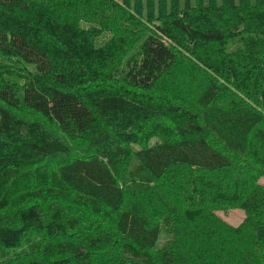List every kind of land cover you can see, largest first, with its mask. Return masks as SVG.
I'll use <instances>...</instances> for the list:
<instances>
[{"label":"trees","instance_id":"obj_1","mask_svg":"<svg viewBox=\"0 0 264 264\" xmlns=\"http://www.w3.org/2000/svg\"><path fill=\"white\" fill-rule=\"evenodd\" d=\"M85 1L0 0V213L11 205L12 178L39 158L68 156L65 139L82 140L93 153L48 175L54 201L45 197V214L30 205L10 223L0 220V250L18 249L36 231L54 244L43 247L45 262L22 264H93L94 252L97 264H264V221H253L264 213V187L246 193L240 187L247 177H226L222 202H191L157 252L161 225L152 218L175 220L171 195L186 184L180 181L185 176H174L178 168L215 175L238 162L245 165L237 176L264 174V161H254L249 151L251 133L264 121V0L211 7L183 0L177 12L152 24L153 31L136 26L103 44L97 42L99 27H84ZM100 1L116 8L112 0ZM135 38L138 59L128 58L119 71ZM180 53L223 85L208 79L197 107L177 95L153 93L162 78L175 75ZM12 72L25 77L14 81ZM226 86L233 97L219 107ZM157 123L170 127L171 139L134 153L137 166L126 174L133 190L127 185L125 195L112 133H139ZM217 208L251 216L234 227L211 213ZM101 214L112 218L113 234L96 224Z\"/></svg>","mask_w":264,"mask_h":264},{"label":"rangeland","instance_id":"obj_2","mask_svg":"<svg viewBox=\"0 0 264 264\" xmlns=\"http://www.w3.org/2000/svg\"><path fill=\"white\" fill-rule=\"evenodd\" d=\"M116 8L108 9L102 4L100 0H86L87 13L84 19V27H99L101 33L97 37L98 44L107 43L110 39L114 38L115 34H122L127 32H135L136 26H140L142 30L153 31V23L156 25L160 20H163L165 16L169 15L170 12H177L182 5L183 0H112ZM193 6H215L224 5V0H191ZM254 0H237L238 4L243 5L247 3L250 5ZM56 3V2H55ZM54 3V4H55ZM53 4V5H54ZM83 4V3H80ZM217 5V6H218ZM198 7V8H199ZM192 56V55H191ZM128 58L138 59V45L136 44V38L127 49L124 50V57L121 60L119 71H122L125 67V62ZM189 58V57H188ZM186 55L179 54L177 63L173 70L175 71L174 76H165L159 83L157 91L153 93H167L170 95H177L181 100L185 101L189 105L196 106V99L201 93V88L207 85L208 79L213 80L220 88L223 85L210 76L209 73L203 74L202 67H198L192 62V58L189 59ZM7 62V61H6ZM12 64V63H11ZM25 67V66H24ZM31 70L32 68L29 67ZM25 77L24 74L16 75L12 72L10 78L14 81ZM23 85V81L19 84ZM21 87V86H19ZM225 93L221 96V101L218 98L216 105L219 107H225L234 92L229 86L224 88ZM234 95L245 103V97L240 94ZM250 104V102H248ZM31 112V111H29ZM264 121L259 125L251 134L254 139V145L250 144L249 151L251 157L256 162L264 161V134H260L264 129ZM261 126V127H260ZM50 131L53 132V128L50 127ZM135 131V130H133ZM170 127L167 124L157 123L149 126L147 129L140 131L139 133L131 132L130 130H121L112 133L114 140L119 141L117 146H113L111 154L115 157L118 163V180L119 185L125 189V195L129 194L130 190H133L128 180H126V174L130 170H135L136 162L134 159V153L144 147L153 144L154 142H160L171 139ZM65 143L70 147L69 155L61 157L60 155H52L47 158H39L34 166L25 169L21 174H17L12 178L9 184V197L11 205L5 212L0 213V220L4 223H10L13 220V215L16 211L21 208L35 205L37 208L42 209L44 214L46 212L45 206L49 200L45 197H49L50 202L52 199V191L49 189L52 187L50 182V174L56 170L59 166L66 164L68 161L85 157L93 154L90 152V145L82 140L69 141L64 140ZM245 160L250 158L245 157ZM251 161V160H250ZM232 166L224 173H218L215 175L199 174L197 172L185 171L183 168H178L177 173L174 176L179 177L181 174L184 178L180 179L181 183H186L185 187H179L178 191L182 189V193H177L174 197L171 195V204L175 205L177 214L174 215L175 220L164 219L163 216L152 217L157 220L161 225V235L159 242L155 247V252L162 249L169 243L171 238L172 229L181 223L180 218L186 217L187 209L191 202L194 204L203 202L202 199H216L217 203L222 202L224 197V181L227 177V181L233 182V179L243 180V176L249 179V183L240 188L246 193L255 192L257 193L261 188L264 187V174L260 176L252 175L250 173L242 172L241 175H235L239 165H245L244 163L233 162ZM257 167V165H255ZM259 167V166H258ZM264 170V167H260ZM179 173V174H178ZM49 175V176H48ZM194 181V184H193ZM193 184V187H192ZM127 185L130 190H127ZM255 187V191H251L250 188ZM216 190L213 191V190ZM31 193H37L38 196H31ZM219 200V201H218ZM212 211V210H211ZM211 213H215L217 218L222 222L231 226H239L242 221L246 218L249 219L251 213L245 212L239 208H225L224 210L213 209ZM150 218V217H149ZM111 217H107L101 214L96 219V224L102 226L104 234H113L112 226L110 221ZM253 221H264V213L259 212V217L253 219ZM97 234H101L96 230ZM56 242V241H55ZM81 242L77 241L74 243ZM45 235L38 232H31L24 236L21 246L10 252H3L0 250V264H22L25 260H37L43 258L42 249L44 246L53 245ZM155 254V253H153ZM93 264L100 262L99 257L96 258V252L92 255ZM47 260L44 257V262Z\"/></svg>","mask_w":264,"mask_h":264}]
</instances>
